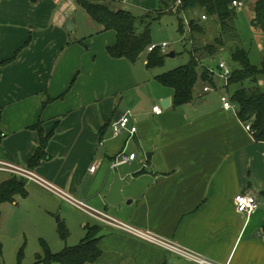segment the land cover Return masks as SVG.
<instances>
[{
	"label": "crops",
	"instance_id": "0c3cea01",
	"mask_svg": "<svg viewBox=\"0 0 264 264\" xmlns=\"http://www.w3.org/2000/svg\"><path fill=\"white\" fill-rule=\"evenodd\" d=\"M7 1L0 0V159L217 264H264V141L223 106L222 96L232 92L222 79L215 76L210 91L200 81L193 101L176 105L174 90L158 80L163 73L147 66L149 54L135 62L112 56L116 32L103 30L87 12L84 23L76 0H46L45 6L27 0L25 10ZM214 58L203 61L211 67ZM158 105L160 114L153 110ZM128 110L137 131L115 136L111 124ZM39 128L51 135L45 157L31 167ZM123 151L136 159L113 167ZM13 176L0 171V183ZM117 177L125 180L124 199L113 204ZM240 193L260 202L250 217L237 210ZM92 219L85 237L100 226L102 253L84 264H197ZM59 222L70 235L67 222Z\"/></svg>",
	"mask_w": 264,
	"mask_h": 264
},
{
	"label": "trees",
	"instance_id": "16d2710c",
	"mask_svg": "<svg viewBox=\"0 0 264 264\" xmlns=\"http://www.w3.org/2000/svg\"><path fill=\"white\" fill-rule=\"evenodd\" d=\"M85 9L89 16L103 27V30L116 32L117 41L108 47L109 53L114 57H125L135 62L146 47L152 43L149 27L138 33L136 30V16L128 8L111 7L113 1L123 0H76ZM173 4L177 0H172ZM245 1V0H244ZM166 3V2H165ZM170 6V5H168ZM178 12H187L191 15L188 24L190 38L193 40V51L187 64L177 67L158 76V80L165 86L171 87L175 92L176 105H182L193 101L195 90L200 81L216 87L213 78L209 77V69L203 60L212 58L230 47V57L236 64L233 67L228 85L225 87L232 92L231 101L238 107V115L244 123H251L256 140L264 141V64L258 66L251 62L249 52L238 46L234 35L236 29L237 8L233 7L232 0H182L178 5ZM202 13L211 20L213 38L207 35V26L195 19V15ZM201 15V18H202ZM253 25L264 32V0H256L254 6ZM180 32L185 33L182 19L179 18ZM209 34V33H208ZM233 42V43H232ZM239 42V41H238ZM225 48V49H224ZM9 60L1 63L5 64ZM165 55L160 48L151 51L148 55L147 66L159 67L164 64ZM250 81V85L245 83ZM236 86V89H230ZM38 127V126H37ZM41 135L40 145L31 159V167L37 165L46 155V146L51 133ZM29 194L24 178L14 175L0 183V205L5 202H14L17 196L27 197ZM1 222V210H0ZM100 226H92L88 229L86 237L76 246L66 247L58 253H53L45 240L42 246L45 257L40 259L46 264H84L95 261L102 253L99 247L101 240ZM58 232L62 239L69 236L68 228L60 222ZM24 250L19 253L22 258ZM3 256V243L0 238V258Z\"/></svg>",
	"mask_w": 264,
	"mask_h": 264
},
{
	"label": "rangeland",
	"instance_id": "374dc122",
	"mask_svg": "<svg viewBox=\"0 0 264 264\" xmlns=\"http://www.w3.org/2000/svg\"><path fill=\"white\" fill-rule=\"evenodd\" d=\"M255 2L256 0H245L244 5L237 9L234 35L238 46H243L249 52L251 62L262 66L264 64V32L258 30L252 23ZM39 3L45 6L46 0H40ZM175 5L176 3L173 4L172 0H123L110 3L111 7L117 9L128 8L136 16L138 33L143 32L148 26L152 43L167 42L169 44L163 52L165 55L164 64L154 68L153 71L164 73L185 65L190 60L194 44L187 26L191 15L187 12H178V5L174 10L173 6ZM7 6L16 10H25L28 3L27 0H10L7 1ZM77 7H79L80 14L83 13L86 16L82 21L87 23L90 17L81 6ZM201 15L202 13H198L195 15V19L206 26L208 25L207 35L213 38L214 25L211 20L202 19ZM179 18L184 24V34L180 32ZM231 45L227 44L226 50L221 51L210 63V66L216 71H218V64L222 58L231 66L236 67L230 57L228 47ZM148 47L149 45L141 54L140 59L149 54ZM170 52H174L175 56H168L167 54ZM250 83L247 81L245 85L249 86ZM230 90L233 91L234 88L232 87ZM222 92L224 93L225 90ZM212 94L219 95L221 92L217 91ZM27 186L30 190L28 197L18 196L17 204L8 202L1 207L0 236L3 243V256L0 258V264H46L44 261H39L45 257V251L41 245L42 240L47 242L53 253H58L66 246L80 243L86 234L85 224L96 222L79 208L37 182L28 180ZM59 221H65L69 226L70 235L66 239H62L59 235ZM22 249L24 254L20 258L19 253Z\"/></svg>",
	"mask_w": 264,
	"mask_h": 264
},
{
	"label": "built area",
	"instance_id": "2783aa9c",
	"mask_svg": "<svg viewBox=\"0 0 264 264\" xmlns=\"http://www.w3.org/2000/svg\"><path fill=\"white\" fill-rule=\"evenodd\" d=\"M182 0H177L176 5L181 4ZM244 0H232V5L233 7L241 8L244 5ZM176 5L173 6L174 10H176ZM202 19H207L206 15H202ZM187 30L190 31L189 24L187 26ZM169 46L167 42H164L162 44H155L151 43L148 47V51L151 52L157 48H160L163 52L164 50ZM209 69V77L214 78L215 76H218L222 79V82L224 85H228L229 79L231 77L233 68L232 66L225 60V59H220L219 64H218V71H216L213 67H208ZM216 87L212 85H207L204 87L205 91H210V90H215ZM223 100V106L227 110H233L235 112H238V107L236 104H234L229 96L227 94L222 96ZM154 112L157 114H160L163 112V108L161 106H155L153 108ZM133 113L132 111L128 110L124 112V114L118 119L112 122L111 128L112 132L115 136H118L122 134L124 131H129L130 134H134L137 131V126L132 125L131 126V121H132ZM245 128L249 132H254L252 128L251 123H247L245 125ZM2 136H5L6 134L3 132L1 133ZM136 153H132L130 155H127L124 151L118 154V156L115 158L113 162V167H117L121 164L128 163L136 159ZM146 166V164L144 165ZM91 171L96 170V165L91 166L90 168ZM0 171L2 172H8L11 173L12 175H16L18 177L27 179V180H32L37 182L38 184L42 185L43 187L49 189L53 193L57 194L61 198L65 199L67 202L71 203L75 207L85 211L88 213L90 216L100 220L101 222L105 224L112 225L124 232H127L128 234L135 236L143 241H146L148 243L160 246L161 248L175 253L176 255L194 261L197 264H217L206 257H204L201 254L192 252L186 247L181 246L174 240H171L169 238L163 237L155 232L149 231V230H143L139 229L135 226H132L130 224L124 223L122 221H119L110 215H108L105 212H101L88 204H86L84 201L79 200L65 192L64 190L58 188L54 184L48 182L41 176H39L33 169L20 166L18 164H15L11 161L5 160V159H0ZM235 202H236V207L238 212L245 214L247 217H250L253 215L260 206V202L257 199V197L253 194L249 193H240L235 197ZM168 264H173L169 262Z\"/></svg>",
	"mask_w": 264,
	"mask_h": 264
},
{
	"label": "water",
	"instance_id": "95a60500",
	"mask_svg": "<svg viewBox=\"0 0 264 264\" xmlns=\"http://www.w3.org/2000/svg\"><path fill=\"white\" fill-rule=\"evenodd\" d=\"M168 56H175L174 52H170L167 54ZM124 114V111H119L117 115L115 116V120H118L122 115ZM125 184V180L120 179L119 177L116 178L112 185V189L110 192L109 201L113 204H118L120 201L124 199L122 195V186Z\"/></svg>",
	"mask_w": 264,
	"mask_h": 264
}]
</instances>
